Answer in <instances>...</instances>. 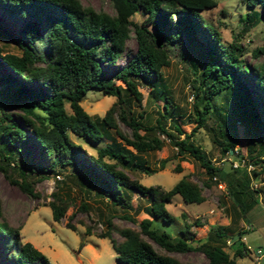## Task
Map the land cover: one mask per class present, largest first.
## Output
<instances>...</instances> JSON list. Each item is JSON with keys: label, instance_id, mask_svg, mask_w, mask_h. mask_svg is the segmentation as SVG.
Instances as JSON below:
<instances>
[{"label": "trees", "instance_id": "16d2710c", "mask_svg": "<svg viewBox=\"0 0 264 264\" xmlns=\"http://www.w3.org/2000/svg\"><path fill=\"white\" fill-rule=\"evenodd\" d=\"M113 13L83 6L80 0H0V12L11 16H28L17 32L11 33L0 25V39L9 41L19 54L3 52L0 47V172L9 183L14 184L28 197L37 196L34 185L44 175L54 172L55 166L76 163L80 177L87 184L96 187L115 207H120L121 219L132 220L127 211H135L127 191L147 203L142 211L148 216L137 222L136 227L118 226L106 218V230L99 238H107L115 253V261L124 264H191L170 255L190 250L201 252L209 264H235V258L247 252V248L235 247L232 254L224 249L227 239L234 235L238 241L243 230H234L232 223L241 218L249 203L244 196L255 191L250 185L249 171H237L232 159L243 162V156L234 149L238 143L235 121H241L249 132L251 144L246 148L248 165L256 164L258 152L252 145L264 151V38L262 44L250 50L253 57L262 62L249 65L243 58L242 47L235 41L224 43L220 32L205 22L201 11L216 6L215 0H108ZM250 9L243 23L259 14L264 18V0H243ZM135 12L145 14L136 23L130 19ZM40 29L43 34L40 35ZM133 35L135 51L126 63L111 76H103V64H114L125 50V42ZM183 35L194 37L200 47L197 60L200 64L195 86L191 94V112L194 126L183 133L179 126L172 125L174 135L155 119L154 126H145L139 120L141 113L133 116L124 107L122 91H127L140 105L142 94L138 90L139 80L149 83V93L154 91L153 81L159 77L162 67L169 65L165 43L179 40ZM37 41H43V50L34 49ZM151 79V80H148ZM120 81L124 87L116 85ZM91 88L115 100L101 116L92 118L80 105L84 94ZM215 95H226L232 99L226 110L213 101ZM163 112L169 106L163 96ZM69 109V112L66 109ZM215 115L219 118L217 144L222 154L232 159L216 166L206 153L193 142L192 136ZM100 126L111 129L123 145L136 153L160 150L163 135L179 155H187L198 163L208 179L203 187L215 176L225 185L228 207L225 213L229 225H215L208 229L205 240L195 246L189 244L193 232L185 224L179 237L152 226L153 218L170 222L173 217L166 208L173 196L183 202L201 203L205 200L202 186L183 175L169 189L159 185H143L132 179L126 168L151 172L148 168L126 156L127 148L112 149L108 145L95 149V154L86 153L79 144L69 138V133L96 143L103 138ZM120 124L129 132H124ZM37 150L39 158L30 159L27 143ZM19 160L17 177L7 171L14 159ZM80 158V159H79ZM160 161L159 169L164 167ZM259 163L264 165V156ZM247 166V165H246ZM33 171L38 174L34 178ZM175 172H180L176 164ZM239 171V170H238ZM36 172V173H37ZM256 172L252 170V175ZM58 186L50 192L46 206L51 210L52 220L59 222L73 202L71 197L62 196ZM91 193V192H90ZM251 198V197H250ZM255 202V199H251ZM78 209L85 211L86 203L80 201ZM66 227H73L66 223ZM120 236L115 241L110 231ZM11 239L10 246L3 245L2 238ZM153 244L158 249L153 247ZM83 245L79 243V247ZM0 252L8 264H50L48 259L31 243L22 241L19 227L8 225L3 219L0 200Z\"/></svg>", "mask_w": 264, "mask_h": 264}, {"label": "rangeland", "instance_id": "374dc122", "mask_svg": "<svg viewBox=\"0 0 264 264\" xmlns=\"http://www.w3.org/2000/svg\"><path fill=\"white\" fill-rule=\"evenodd\" d=\"M216 6L211 9L201 11L205 22L213 25L221 34L224 43L235 41L243 50L242 58L249 65H256L262 62V58L253 57L250 50L260 46L264 38V18L259 14L253 16L249 22L243 23V18L250 9L243 0H215ZM83 6L92 7L95 10H103L113 13L108 0H80ZM145 18V14L135 12L130 19L140 23ZM28 16H11L0 12V25L11 33L17 32ZM43 30L40 29V35ZM195 38L183 35L179 40L172 43H165V50L169 60V65L162 67L159 77L153 81L154 91L149 93V83L139 80L138 90L142 94L140 105L127 91H122L125 101L124 107L133 116L141 113L143 117L139 120L145 126H154L155 119H158L162 126L174 137L182 138L172 128L173 124L179 126L183 133H188L194 126V117L191 112V94L195 86L196 75L199 74L200 64L197 60V53L200 47L194 43ZM125 50L117 58L114 64H103V76L109 77L119 67L123 66L135 51V41L131 34L125 42ZM0 47L3 52L19 54V50L9 41L0 39ZM34 49L43 50V41H37ZM1 72V69H0ZM151 80V79H148ZM116 85H124L114 80ZM163 96L168 98L169 106L163 112ZM115 100L114 96L104 95L96 88L89 89L80 101V105L86 113L93 119L103 115L106 109ZM213 101L219 108L228 109L232 102L226 95H215ZM69 112L68 107L66 106ZM264 120V118H263ZM219 118L215 115L209 117L205 125L199 128L192 136L193 142L198 145L216 166L232 159L227 153L222 154L217 144L212 140L217 135V125ZM97 126L103 133V138L91 143L86 139L77 137L69 133L71 141L79 144L88 154H95V149L108 145L112 149L127 148L131 153L126 156L130 161H136L151 172H143L141 169L134 170L126 168V172L132 179H137L143 185H159L164 189H169L183 175L190 174L191 179L202 186V182L207 178L203 169L189 156L179 155L175 148L163 136L164 144L160 150L145 153H136L130 147L122 144L114 132L109 129ZM235 130L238 137L236 149L244 158L243 162L232 159V166L237 164V171L231 172L230 177H236L239 172L249 171L250 185L255 190L251 195L244 196V202L248 203L246 211L238 217L232 226L234 230H243L241 237L232 245L226 244L224 249L232 254L235 247H246L247 252L235 258V264H264V165L261 166L259 160L264 156V151L259 150L258 145H252L258 152L257 163L248 165L246 158V148L251 144L249 132L241 121H235ZM124 132H129L128 128L120 124ZM30 149V159L35 161L39 158L37 150L27 143ZM80 159V158H79ZM165 159L164 167L159 169L160 161ZM15 165L9 164L7 171L13 178H18L19 160L12 161ZM180 167V172H175V165ZM247 165V166H246ZM239 170V171H238ZM252 170L256 172L252 175ZM33 171L32 178L38 172ZM58 176V178H56ZM58 186V192L62 196L71 197L73 202L66 210L59 222H55L51 217V210L47 204L50 199V192ZM224 183L210 180L208 186L203 187L205 200L201 203L183 202L178 195L166 203L168 212L173 217L170 222H164L160 218L152 219V226L167 232L171 237H179L180 230L185 228V224H193L197 220L201 225H191L189 230L193 232L189 244L195 246L205 240L208 229L215 225H229L230 218L225 213L224 207H228L230 201L227 198ZM37 196L28 197L22 193L14 184L8 182L0 172V200L2 215L5 222L12 227H19V235L22 241L31 243L50 262V264H124L115 261V253L107 238H99L98 234L105 231V220L112 216L111 222L118 226L136 227L137 222L148 217L142 207L146 200L136 197L127 191L128 197L132 200L135 211H127L132 220L121 219L123 211L120 207L111 205L105 201L102 194L96 191L80 177V170L76 163L64 166H55L54 172L44 175L43 179L34 185ZM91 192V193H90ZM251 197V198H250ZM255 199L251 201V199ZM86 203L85 211L78 209L79 202ZM70 224L73 229L66 227ZM110 236L119 241L121 238L115 230L110 231ZM230 241V239H227ZM5 247L10 246L9 237L2 238ZM83 245L79 247V243ZM231 243V242H230ZM155 249H158L153 244ZM259 250L256 253L255 250ZM183 262L191 264H209L204 255L195 250L183 253L171 252ZM0 264H8L6 256L0 252Z\"/></svg>", "mask_w": 264, "mask_h": 264}, {"label": "built area", "instance_id": "2783aa9c", "mask_svg": "<svg viewBox=\"0 0 264 264\" xmlns=\"http://www.w3.org/2000/svg\"><path fill=\"white\" fill-rule=\"evenodd\" d=\"M241 162H242V161H241ZM233 166L235 167V166H237V164H234ZM56 178H58V176H56ZM211 179H212V180H214V181H216V177H215V176L211 177ZM224 188H225V187H223V189H224ZM230 242H232V241H231V239H230V241H229V240H227V241H226V244H228V245H229V244H230ZM255 251H256V253H258V252H259V250H258V249H257V250H255Z\"/></svg>", "mask_w": 264, "mask_h": 264}, {"label": "water", "instance_id": "95a60500", "mask_svg": "<svg viewBox=\"0 0 264 264\" xmlns=\"http://www.w3.org/2000/svg\"><path fill=\"white\" fill-rule=\"evenodd\" d=\"M238 238V235H234L232 238H231V241H234Z\"/></svg>", "mask_w": 264, "mask_h": 264}]
</instances>
